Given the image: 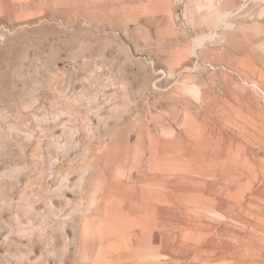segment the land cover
Instances as JSON below:
<instances>
[{"label": "rangeland", "instance_id": "374dc122", "mask_svg": "<svg viewBox=\"0 0 264 264\" xmlns=\"http://www.w3.org/2000/svg\"><path fill=\"white\" fill-rule=\"evenodd\" d=\"M0 264H264V0H0Z\"/></svg>", "mask_w": 264, "mask_h": 264}]
</instances>
